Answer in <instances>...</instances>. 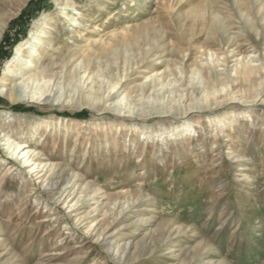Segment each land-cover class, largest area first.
<instances>
[{
	"label": "rangeland",
	"instance_id": "1",
	"mask_svg": "<svg viewBox=\"0 0 264 264\" xmlns=\"http://www.w3.org/2000/svg\"><path fill=\"white\" fill-rule=\"evenodd\" d=\"M5 21L0 43L21 33L9 58L0 50V112L24 116L2 120L0 131L9 128L13 140L28 120L52 114L86 126L77 149L76 133L67 142L59 126L32 143L47 163L40 173L11 160L1 142L0 264H264V0H0V27ZM37 41L43 66L71 53L81 66V50L103 53L86 82L84 72L40 80L59 104H12L3 91L7 62L19 44ZM248 67L258 71L242 82ZM120 76L114 101L97 98ZM154 78L148 92L135 87ZM203 107L211 113L188 117ZM126 113L161 136L114 124L107 137L102 123L110 130ZM6 165L21 171L5 175ZM56 165L62 173L52 177ZM139 193L137 207L121 211ZM161 223L170 235L161 236ZM107 230L121 255L132 245L123 260L104 248Z\"/></svg>",
	"mask_w": 264,
	"mask_h": 264
},
{
	"label": "bare ground",
	"instance_id": "2",
	"mask_svg": "<svg viewBox=\"0 0 264 264\" xmlns=\"http://www.w3.org/2000/svg\"><path fill=\"white\" fill-rule=\"evenodd\" d=\"M24 3L25 2L23 1V3H21L20 6H23ZM7 24H8V21H5L4 24L0 27V39L3 35V32L5 31V29L7 27ZM125 36L126 35H124L123 37H125ZM37 43H38L37 45L36 44L32 45V43H28V42L19 44L15 50L13 57L7 62V71L5 72L4 77H3V83H4L3 91H4L6 98L12 104H16V103H37V104H43V105L59 104L58 100L55 101V99H53L51 97L52 92L42 91L43 89L40 87L37 88L40 80L43 78H46V77H50L51 79L54 78V82H56L57 80H58V82H60L62 79H64V81H65L66 78H68V77L74 78V76H78V75H79V77H81L80 76L81 72H84V73H87V75L85 76V79H84V82H86V80L88 81L91 78L90 75L92 73V70L95 68V64L99 63L100 56L103 53L102 48L101 49H92V50L89 49V51L81 50L80 55H79V57L82 58L81 62H83V64L81 66L76 63L78 61V58L77 57L74 58V53H71L69 55V57H67V58L64 57L60 63L53 62V63H49L46 66H43V63H42V54H43L42 53V46H39V44H40L39 41H37ZM105 50H108V48ZM106 54H107V52L104 53V56ZM261 68H263V67H261ZM81 69H83V71H81ZM137 70H139V69H136V68L134 69V67H133V69L131 70V73L135 72V71L137 72ZM256 70L257 69H254L253 67L241 69L239 74H240V79L242 80V82L252 81L254 78L253 73ZM125 75L128 76V72L125 73ZM132 75H130L128 78L132 79L131 78ZM121 78H122L121 76L119 78L117 77V81H115V82L113 81V83L111 84V87H109V89L107 90L109 93L107 96L105 93H102L101 88L99 87L98 88L99 90L97 92H95V93H97L96 94L97 98H99V99L102 98L103 100L106 99V101L107 100L108 101L109 100L114 101L121 94V91L124 88V84L120 85V83L122 82ZM210 80H212V79H210ZM34 82L35 83L37 82L36 83L37 86L35 88H33ZM146 82L147 81L143 82L144 84L141 83L140 85H135V87L138 86V88H139L138 90L141 89L143 91L148 92L152 87H154L155 78H154L153 82L150 81V83H148V84H146ZM30 86H31V89H28ZM65 95L66 96H65L64 100H66V98L71 96L68 94H65ZM74 96H72V98H74ZM78 98H79V96H78ZM58 99L60 100L61 96H59ZM85 104H87V103L83 102V103H79L78 105L80 107H82V106L84 107V106H86ZM61 105L62 106L66 105V102L63 101L61 103ZM101 105H104V104H101L99 102L98 106H96L97 110H105V108H103L104 106H101ZM203 108H202L203 111L190 113L188 115V117L191 116L192 118L196 119V118H198V116H201L200 113H202V114L211 113L209 107H203ZM205 108H207V110ZM4 110L6 112H4V111L0 112V122L5 119V120H7V124H8V123H11V122L19 119L20 116H24V113L15 112V111L10 110V109H4ZM119 115L121 116L120 113H119ZM133 115L134 114L126 113V115H124V117L121 118L120 123H118V124L113 123L110 126V128H111L110 130H109V127L107 126V123H105V122L102 123L103 124V130H105V135L106 136L108 135L107 137H109V135L112 134V127L115 124L117 126V128L118 127L120 128L119 129L120 132L124 128L128 127L129 130L132 129L135 131V133L138 132L139 134H143V135H145L146 138L152 137L154 140H156L157 136H161L160 134H162V133H159L158 129L154 130L150 127H147L145 125L146 121L140 120V119L138 120V118H136ZM28 121H29V125H28L29 127H26L22 131H19L17 136L15 138H13V140H11L13 135L11 134L12 132H10L9 128H8V130H9L8 132H6L5 130H1L0 131V144L3 143L2 141L7 140V143L5 142L4 144L8 145L7 153L9 154V158L11 160H14L15 163H17L20 166L23 164L27 165V166H33L34 165L35 167H32V168H36V169L31 170V171H33V173L37 172V168L38 169L41 168L40 166H42V168L40 169V171H38V173L42 172L47 165V163H43V161L40 160V159H43L42 157H43L44 153H42L37 148H33L32 143L34 144V146H38L39 143L36 145L35 140L43 139V142H44L47 139L45 134L48 131V129H51L52 127L56 128L57 126H59V128L64 127L65 139L67 142L69 141L71 133L72 132L76 133L75 149H77L76 147L78 145L80 147L85 142L84 141L85 139L82 138L83 135L80 134L81 131L79 130V128L83 127V125H81V124H84V123L80 122L77 119H68L67 117H61L59 115L52 114L50 116L43 117V118L37 119V120L32 118L31 120H28ZM134 121H135V123H133V124L132 123H130V124L126 123V122H134ZM203 121L204 120L202 118H199L197 120H194L193 122H194V124H196V127L199 128V127H202ZM69 129H71V132L69 131ZM133 144L134 143H132V145ZM179 144H180V142H179ZM228 152H231L232 154H234L232 146L229 147ZM233 157L236 158L238 156L235 154ZM238 161H240V160H238ZM236 165H237V163H236ZM47 169H46V171H47ZM4 170H5V173H4L5 175L12 176L13 174L17 175L19 173L20 168L15 167L14 165H11V166L6 165L2 172H4ZM61 173H62L61 167H59V165H56L54 170H52L51 176L57 177V176L61 175ZM89 188H91V185ZM141 198H142V193L141 194L139 193L136 197H133L131 199H127L126 201H124L122 203L121 211H124L127 209L132 210L133 208L137 207V204L140 202ZM112 202H113L112 200H109L104 204V207L107 209V211L111 210L110 205L112 204ZM111 213H114V212L111 211ZM109 218H110V220H109L110 225H114L118 220V218L114 217V215L111 216L110 214H109ZM158 229L161 232V236L163 234L164 235H166V234L170 235L171 234V230H169V229L166 230L162 223L158 225ZM110 232H111L110 230H107L103 234L101 242H102L104 248L109 253L111 252L112 249H116L115 250L116 252H114L115 253L114 256H116V257L121 256L120 260H123L124 255L125 254L128 255L129 249H130V247H132V245L130 246L129 244H127L126 247L123 249L124 254L121 255L120 245L117 242V246L115 248L114 243L112 241V239L117 235H115L113 237V232H111V233ZM98 237L100 238V235ZM144 244L145 243H143L142 241H139V242H137V244H135L133 246L135 247V250H136L138 247H140V245H144ZM78 246H80V245H78ZM154 248H155V245H154Z\"/></svg>",
	"mask_w": 264,
	"mask_h": 264
},
{
	"label": "trees",
	"instance_id": "3",
	"mask_svg": "<svg viewBox=\"0 0 264 264\" xmlns=\"http://www.w3.org/2000/svg\"><path fill=\"white\" fill-rule=\"evenodd\" d=\"M25 15L24 12H22V14L20 15V17L18 19H21L23 18V16ZM21 32L17 33L14 37H9L8 35L5 34L4 38H3V41L5 43V45H7L9 47V49H4L5 47H3V44L2 42L0 43V50L3 51V56L2 57H5V58H9L11 56V53H12V50H13V47L17 44L18 42V39H19V34ZM22 35V34H21ZM86 113V112H85ZM84 112L80 113V114H76L74 116L70 115L69 113L67 112H64V113H61V115L63 116H71V117H75V118H78V117H81V116H84L85 114Z\"/></svg>",
	"mask_w": 264,
	"mask_h": 264
}]
</instances>
